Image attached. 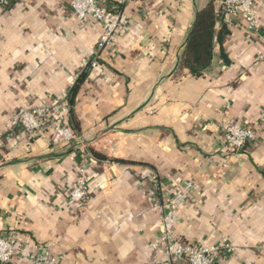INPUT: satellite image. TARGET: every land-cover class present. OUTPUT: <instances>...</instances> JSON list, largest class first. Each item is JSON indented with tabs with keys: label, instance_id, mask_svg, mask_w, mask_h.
<instances>
[{
	"label": "crops",
	"instance_id": "0c3cea01",
	"mask_svg": "<svg viewBox=\"0 0 264 264\" xmlns=\"http://www.w3.org/2000/svg\"><path fill=\"white\" fill-rule=\"evenodd\" d=\"M99 2L126 20L100 52L101 24L80 21L69 0L0 7V237L15 246L9 264L41 254L57 264L164 261L160 208L185 180L200 188L179 210L176 237L236 246L215 264H264V0L259 30L227 21L199 78L179 71V57L196 12L213 3L219 14L222 0ZM95 56L75 103L88 153L52 144L55 119L6 132L20 109L60 100ZM229 123L255 133L236 154L225 145ZM82 169L87 198L75 205Z\"/></svg>",
	"mask_w": 264,
	"mask_h": 264
},
{
	"label": "built area",
	"instance_id": "2783aa9c",
	"mask_svg": "<svg viewBox=\"0 0 264 264\" xmlns=\"http://www.w3.org/2000/svg\"><path fill=\"white\" fill-rule=\"evenodd\" d=\"M29 0H0V7L7 8ZM222 11L219 16L230 22L240 19L248 31H257L261 22L256 9V0H222ZM70 5L80 21L94 20L101 24L103 33L98 42L97 50H103L110 45L117 34L124 31L126 20L119 10L101 6L99 0H69ZM99 66L98 57L83 60L82 68L95 69ZM69 92L62 94L61 99L46 106H27L20 109L6 125V132L18 129L36 131L47 121L57 120L51 138L53 145H75L82 153H88L85 139L77 136L69 126L71 106L68 103ZM225 145L230 153L243 150L249 141L255 138L252 128L239 123H229L223 127ZM114 151L113 148L110 149ZM88 175L85 169L81 170L80 177L74 182L70 191V200L75 205H82L87 198ZM200 188L199 183L185 180L179 184L173 194L167 197L161 205V240L165 260H157L154 264H215L220 258L232 255L236 246L195 244L179 240L175 234L180 208L188 202L194 192ZM15 255V246L11 239L0 237V264H9ZM32 264H57L55 259L48 255H38Z\"/></svg>",
	"mask_w": 264,
	"mask_h": 264
},
{
	"label": "trees",
	"instance_id": "16d2710c",
	"mask_svg": "<svg viewBox=\"0 0 264 264\" xmlns=\"http://www.w3.org/2000/svg\"><path fill=\"white\" fill-rule=\"evenodd\" d=\"M228 34V25L219 16L213 3H210L207 7L197 11L195 21L189 30L185 45L179 57V71L186 69L189 74L194 77L199 78L204 76L212 66L216 54V44L222 45ZM221 57L226 64H230V61L223 50L221 52ZM91 70L93 69H82L76 78L74 85L69 90L68 103L71 106V111L68 124L77 136L81 133V124L75 111L76 98ZM88 149L95 158L102 161L110 160L106 155L96 149ZM111 161L116 160L112 159Z\"/></svg>",
	"mask_w": 264,
	"mask_h": 264
}]
</instances>
